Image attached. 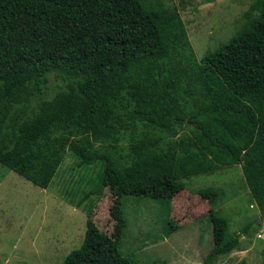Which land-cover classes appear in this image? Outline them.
Here are the masks:
<instances>
[{"label":"trees","instance_id":"1","mask_svg":"<svg viewBox=\"0 0 264 264\" xmlns=\"http://www.w3.org/2000/svg\"><path fill=\"white\" fill-rule=\"evenodd\" d=\"M162 6L0 0V164L46 188L68 149L80 166L102 163L96 191L114 197L111 235L89 212L62 264H138L119 247L123 198L163 201L169 214L185 180L226 166L240 165L264 220V0L200 61L177 6ZM49 74L61 83L44 97ZM226 228L212 219L207 262L239 247Z\"/></svg>","mask_w":264,"mask_h":264},{"label":"rangeland","instance_id":"2","mask_svg":"<svg viewBox=\"0 0 264 264\" xmlns=\"http://www.w3.org/2000/svg\"><path fill=\"white\" fill-rule=\"evenodd\" d=\"M252 1L159 0L164 8L177 6L198 61L239 31ZM60 83L49 74L43 96ZM73 154L67 149L46 188L0 164V264H62L81 246L89 212L98 228L111 235L114 197L108 188L96 191L102 163L80 166ZM123 202L127 228L119 247L138 264H264V220L238 164L185 180L169 214L160 200L127 196ZM215 216L227 221V232L240 235V245L207 262Z\"/></svg>","mask_w":264,"mask_h":264}]
</instances>
